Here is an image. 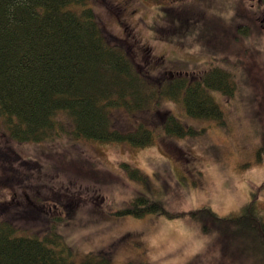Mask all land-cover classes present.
Returning a JSON list of instances; mask_svg holds the SVG:
<instances>
[{
  "label": "rangeland",
  "instance_id": "1",
  "mask_svg": "<svg viewBox=\"0 0 264 264\" xmlns=\"http://www.w3.org/2000/svg\"><path fill=\"white\" fill-rule=\"evenodd\" d=\"M233 3L88 0L106 39L152 89L218 65L231 73L233 94L215 93L221 120L194 118L180 100L161 94L141 109H112L120 132L152 131L153 142L143 147L67 136L20 143L0 131V221L20 234H59L73 264L88 252L107 255L111 264H264V243L248 231L187 216L114 214L145 195L170 210L209 206L220 216L250 203L264 219V165L256 159L264 141V30L255 22L249 33L238 29L246 20ZM169 116L196 132L166 134ZM134 168L146 186L129 175Z\"/></svg>",
  "mask_w": 264,
  "mask_h": 264
},
{
  "label": "trees",
  "instance_id": "2",
  "mask_svg": "<svg viewBox=\"0 0 264 264\" xmlns=\"http://www.w3.org/2000/svg\"><path fill=\"white\" fill-rule=\"evenodd\" d=\"M234 88L231 73L212 65L192 80L177 77L158 91L152 89L127 54L106 39L88 0H0V131L14 141L41 143L67 136L143 147L153 142L152 131L139 126L120 132L111 124L112 109H141L161 94L180 100L194 118L221 120L215 93L231 95ZM163 130L176 137L196 132L174 116L167 118ZM256 159L264 165V141ZM129 175L147 185L146 175L137 168ZM147 213L210 221L215 229L248 231L264 243V219L250 203L238 213L220 216L209 206L170 210L157 198L142 195L114 214ZM71 252L57 233L39 238L0 221V264H73ZM80 264L111 260L88 252Z\"/></svg>",
  "mask_w": 264,
  "mask_h": 264
},
{
  "label": "flooded vegetation",
  "instance_id": "3",
  "mask_svg": "<svg viewBox=\"0 0 264 264\" xmlns=\"http://www.w3.org/2000/svg\"><path fill=\"white\" fill-rule=\"evenodd\" d=\"M175 1V0H169ZM181 1V0H180ZM195 1V0H187ZM233 12L238 13L239 18L245 17L244 22H240L237 28H243L245 33L250 32L251 24L258 23L260 28L264 30V0H233ZM183 5V4H182ZM182 5L180 7L182 8ZM241 12V13H240Z\"/></svg>",
  "mask_w": 264,
  "mask_h": 264
}]
</instances>
